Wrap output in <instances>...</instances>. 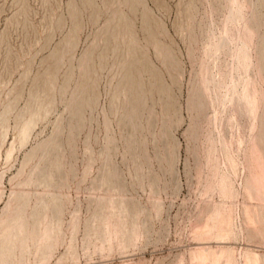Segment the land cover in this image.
I'll list each match as a JSON object with an SVG mask.
<instances>
[{"label": "rangeland", "instance_id": "obj_1", "mask_svg": "<svg viewBox=\"0 0 264 264\" xmlns=\"http://www.w3.org/2000/svg\"><path fill=\"white\" fill-rule=\"evenodd\" d=\"M238 1L253 132L222 97L230 52L205 51L229 0H0V264H264V0ZM235 111L243 147L210 172Z\"/></svg>", "mask_w": 264, "mask_h": 264}, {"label": "bare ground", "instance_id": "obj_2", "mask_svg": "<svg viewBox=\"0 0 264 264\" xmlns=\"http://www.w3.org/2000/svg\"><path fill=\"white\" fill-rule=\"evenodd\" d=\"M252 2V1H251ZM258 2V1H257ZM253 4V3H252ZM251 6V5H250ZM255 7V6H254ZM253 8V7H252ZM241 9V6L239 5V1L238 0H229V5H228V13L227 15L225 16V23H224V26H223V29L220 30V34L218 36L215 35V31L212 30V38H211V42L210 44L207 46L206 48V54L209 56L210 59L213 58V56L215 54H217L218 52H220V50H227L229 51L230 55H229V61L227 63V70H226V73L221 77L220 81H221V84L222 85H229V84H233L234 86H237L236 83H239L238 85L240 86V91L239 93H225L222 97L223 99H225L229 105H232V106H236L240 111H245L247 113V118H246V126H247V129L251 132H253V130L255 129L256 127V121L258 119V114L255 113L253 111V108H254V103L250 100V96L251 94H253V90L252 89H249V80H244L242 78V75L245 74V73H248V70L251 66L248 65L249 67L248 68H242L241 65H240V60H241V57L239 55V52H238V48H236V46L238 45L239 43V39H237V41L235 42L234 41V49L232 48L231 50V46L232 45V39L229 35V29H228V23L230 22V20H233L235 19L236 17L234 16L238 11H240ZM237 15V14H236ZM240 17V15L238 16ZM244 16L240 17V18H243ZM240 29V28H239ZM238 33V32H237ZM239 34V33H238ZM242 34V33H241ZM240 35V34H239ZM246 55V54H245ZM250 56V55H249ZM245 60V59H244ZM246 60L247 61H250L247 59V56H246ZM246 62V61H245ZM251 69V68H250ZM241 71V73H240ZM250 71V70H249ZM207 74V73H206ZM208 75H205L204 77V86L205 87H208L209 86V81H208ZM171 103V102H170ZM164 106V104H163ZM169 111V109H168ZM239 111V113H240ZM241 111V112H242ZM169 113V112H168ZM237 113L238 112H233L231 114V117H230V123H235L236 124V127L234 129V131L232 132V135L230 137V139H227L226 136L224 135L223 133V129L221 128L220 130L217 131V135H218V138H217V141H216V145L213 146V144H211L210 146L212 148H214L216 154L215 156L211 159V160H208L207 162H210L212 163V165H208L207 168H208V171L210 172H215V170L218 171L219 169V166H225V170L227 172L228 168L227 166H231V159H230V150L233 151V149L235 150H239L241 146V144L239 143V139H232L233 138V133L234 132H238L240 130V122H237L238 119L236 118L237 116ZM242 114V113H241ZM239 115V114H238ZM218 111L214 110L213 114H212V120H213V124H215V122L218 120ZM81 119V118H80ZM243 122V121H242ZM245 125V124H244ZM242 128V127H241ZM71 129V128H70ZM21 131V130H20ZM225 132V131H224ZM229 132V131H228ZM222 133V134H221ZM227 133V132H226ZM25 134V130L22 132V137L24 136ZM254 139V138H253ZM253 142H255V140H253ZM251 142V144L253 143ZM243 147V146H241ZM216 148V149H215ZM254 153H256L255 151H253L251 154L252 156H254ZM208 159V158H207ZM234 164H237L235 161H234ZM241 164V163H240ZM250 164H252L251 166L254 167L256 164L254 163H250L248 162L247 164V171H250V169L252 168L250 166ZM238 165V164H237ZM242 165V169L245 170V166L243 164ZM236 166V165H235ZM52 170V169H51ZM45 171V170H43ZM42 173V172H41ZM46 177L47 175H51L50 172L48 171H45L44 172ZM227 173H230L229 170ZM28 178V177H27ZM215 180H218L215 182V185L218 186L219 182L220 183H224V179H220L216 176ZM258 185L260 184V181L258 180L256 182ZM260 191V190H259ZM216 193H220L219 191L216 190ZM261 193V192H260ZM110 195V194H108ZM100 197V196H98ZM263 198V197H262ZM254 199H257V196L254 197ZM258 200V199H257ZM98 201V200H97ZM56 202V200H53V204ZM113 205V204H112ZM111 210V209H109ZM227 212V211H226ZM255 212V211H254ZM255 213H257L256 217L259 219V221H256V217H249L248 221H247V224H245V227H253V229H261L263 228L262 226V220H261V217L259 215V212L256 211ZM25 216V215H24ZM237 220H238V225H239V231L241 233L240 237L242 240L246 239L244 237V234H243V228H242V223H241V218H240V215L239 213L237 214ZM46 219V218H45ZM23 217H17L15 220H14V225L13 226H8L6 227L7 230H10L12 229V227L14 228L15 227H19L20 229V226L22 224V221H23ZM118 220V219H117ZM261 221V222H260ZM226 226V225H225ZM222 227L221 230L224 229V227ZM44 227V226H43ZM6 229H3V230H6ZM43 231V230H42ZM252 233V232H251ZM45 234V233H44ZM44 236V235H43ZM229 236V235H228ZM7 238V237H6ZM247 241H251L250 238L249 239H246ZM47 242V241H46ZM30 243V242H29ZM32 243V242H31ZM40 243V242H39ZM4 245V244H3ZM15 247V246H14ZM257 247V246H256ZM17 248V247H16ZM21 249V248H20ZM47 249V248H46ZM70 250V249H69ZM2 251V250H1ZM37 253V252H36ZM208 255L209 256V259L212 261L213 264H242V260H243V257H242V248H239L238 251H237V254H232L231 251H220L219 253H209ZM49 256V255H48ZM15 257V256H14ZM222 259V260H221ZM198 261V262H202V264H205L207 263L205 259L202 258V256H197L194 258V261ZM254 261L255 263L257 264H261V261H260V257L258 256L257 258L255 257L254 258ZM264 261V260H263ZM19 262V261H18ZM15 264V263H14ZM41 264V263H40Z\"/></svg>", "mask_w": 264, "mask_h": 264}]
</instances>
